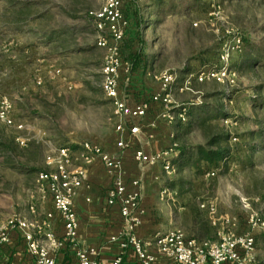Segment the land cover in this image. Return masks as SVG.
<instances>
[{"label": "rangeland", "instance_id": "374dc122", "mask_svg": "<svg viewBox=\"0 0 264 264\" xmlns=\"http://www.w3.org/2000/svg\"><path fill=\"white\" fill-rule=\"evenodd\" d=\"M263 2L215 0L213 15L210 0H129L124 14L141 34L118 45L121 99L129 104L132 83L141 82L132 57L155 52L154 70L146 72L156 74L149 82L172 75V106L199 117L182 140L186 150L227 136L220 145L224 162L208 170L202 163L200 171L184 172L179 182L189 195L215 201L218 228L223 224L235 236L253 235L254 264H264V228L251 232L247 223L249 215L264 221V111H253L251 90L260 78L235 72L231 86L190 79L186 90L179 89L191 73L217 60L226 33L253 42L264 37ZM100 6V0H0V98L12 103L14 119L23 124L21 132L0 124L2 140L14 149L0 150V227L41 195L36 180L52 170L46 163L50 150L82 141L108 146L115 136L114 109L100 87L104 51L96 47L88 16ZM20 138L26 140L23 146Z\"/></svg>", "mask_w": 264, "mask_h": 264}, {"label": "built area", "instance_id": "2783aa9c", "mask_svg": "<svg viewBox=\"0 0 264 264\" xmlns=\"http://www.w3.org/2000/svg\"><path fill=\"white\" fill-rule=\"evenodd\" d=\"M127 1L129 0H100L101 6L96 11L90 12L88 16L94 27L96 47L104 51L100 87L106 100L113 106L114 116L117 119L115 132L119 135L124 132L136 135L139 133V127L134 124L130 127L129 124L132 120L146 116L149 103L130 106L120 97L121 60L118 45L124 41L129 28V20L123 10V5ZM210 2L211 14L215 15V0ZM226 37L227 40L223 41L217 49V60L203 70L189 75L183 87L179 89L180 92L187 89L190 79L199 82L213 81L219 85L234 84L236 73L230 64L234 55L241 52L243 41L242 37L234 32L226 33ZM158 81L161 92L150 99L151 103L161 107L157 119L167 125H172L176 121L184 123L186 109L173 107L169 96V88L174 81L173 76L163 73ZM37 84L40 85L41 81L37 80ZM11 104L8 99L0 98V124L15 132H21L23 124L14 119ZM155 126V123L151 125L152 128ZM17 141L21 146L26 143V140L22 138ZM116 147L120 151L127 148L122 139H119ZM176 148L177 145L173 144L161 154L150 157L137 150L133 159L139 165L151 166L161 162L164 177L167 181H171L176 175V169L168 157L175 152ZM95 160L100 161L111 181L106 197L107 205L118 207L124 224L122 232L110 239L120 249V254L111 264H125L123 256L130 251L136 258L137 264H152L154 257L148 252L146 243H142L136 236V229L144 215L138 181H132L128 187L123 178L121 161L93 143L83 141L73 147L62 146L50 150L46 163L52 170L40 173L36 180L42 198L49 197L52 200L53 209L63 222V240H56L49 233H45L42 240L37 238V235L41 233L40 227L16 215L0 227V246L7 243L9 233L17 230L22 234L27 253L34 264H55L51 256L52 249H59L65 244L71 245L74 249L78 264H98L96 250L79 246L78 219L73 209V199L81 190L87 176L86 167ZM206 176L214 177V173L208 172ZM160 197H169V193L162 190ZM210 210L215 211L212 207ZM46 218L50 219L51 215H47ZM225 221L226 225H229V219ZM247 223L251 232L257 228H264V221L255 215H249ZM149 242L169 261V264H254L252 261L255 246L253 235L247 231L243 235L235 236L223 224L219 225L215 242L187 240L178 229L158 232Z\"/></svg>", "mask_w": 264, "mask_h": 264}, {"label": "crops", "instance_id": "0c3cea01", "mask_svg": "<svg viewBox=\"0 0 264 264\" xmlns=\"http://www.w3.org/2000/svg\"><path fill=\"white\" fill-rule=\"evenodd\" d=\"M128 20L129 28L124 41H137L141 31L132 18ZM240 53L234 58V61H238ZM138 55L139 66L136 68L135 74L141 82L132 83L129 105L149 103L146 116L142 119L132 120L129 124L130 127L133 124L138 126L139 133L130 135L128 132H124L119 135L115 132V136L108 146L102 143L93 144L121 161L123 178L128 187L132 181H138L144 215L136 229V236L142 243H146L148 252L154 257L152 264H169V261L149 242L156 233L178 229L182 231L187 240L215 242L221 216L217 212V204L214 200L203 201L196 195L197 193L188 194L187 187L183 182H179V176L184 172L177 173L176 170L175 177L171 181H167L163 177L161 162L151 166L135 163L133 157L137 150L150 157L161 154L171 145L176 144L175 152L168 157L175 167V164H180L183 153L187 151L182 142L186 136L179 133L181 125H176V123L167 125V123L156 119L161 107L150 102L152 96L161 92L160 83L151 84L149 82L151 81L149 78L156 73L154 71L146 72L149 68L154 70V62L157 61L158 54L148 53L147 58ZM145 79L149 82L148 85L145 83ZM153 123L156 124L154 128L151 127ZM119 139L124 140L127 146L122 151L116 147ZM184 171L192 172L194 168ZM86 175L81 190L73 199V209L78 219L77 239H79L80 247L94 249L98 252V264H111L120 254V249L110 239L122 232L124 224L118 207L107 205L106 197L111 181L99 160H95L86 167ZM162 190H166L169 197L161 198ZM27 204L25 211L18 216L40 227L41 233L37 235V238L42 240L45 233H49L56 240H63V222L54 211L52 200L49 197L43 199L42 195L36 193ZM211 207L215 211L212 212ZM47 215H51V218L47 219ZM8 237L7 243L0 246V264H34L33 259L27 253L26 243L20 231H13V233H9ZM51 256L55 264H78L75 251L69 244H65L59 249L53 248ZM123 259L125 264H137L131 251L126 253Z\"/></svg>", "mask_w": 264, "mask_h": 264}, {"label": "trees", "instance_id": "16d2710c", "mask_svg": "<svg viewBox=\"0 0 264 264\" xmlns=\"http://www.w3.org/2000/svg\"><path fill=\"white\" fill-rule=\"evenodd\" d=\"M264 5V2L262 3ZM243 47L238 57V61H234L232 69L238 74H244L248 72H255L260 78L255 85H252V93H254L253 111L262 110L264 111V37L259 41L253 42L249 39L242 38ZM139 55L132 57V63L135 66L139 64ZM213 63V61H212ZM211 63H209L210 65ZM198 72V71H197ZM196 72V73H197ZM191 73L190 75H193ZM213 82V81H212ZM205 83V82H204ZM225 93H223L224 95ZM226 97V95H224ZM186 121L179 127V133L182 136H187L191 132V128L196 125V121L199 117L194 116V112H190V109H186L185 113ZM2 131L0 130V150L5 148L6 151L12 153L14 149L11 146L12 142L6 143L2 140ZM227 136L219 135L216 138L213 137L209 140L205 147H197L192 151H186L181 157L180 164H175L177 173L185 172V169L190 170L194 168L200 171V164H205L206 169L215 167L219 162H224L225 151L221 149L220 145L225 143ZM213 147H215L213 149ZM26 148V147H25ZM211 171V170H210ZM208 173V172H207Z\"/></svg>", "mask_w": 264, "mask_h": 264}]
</instances>
